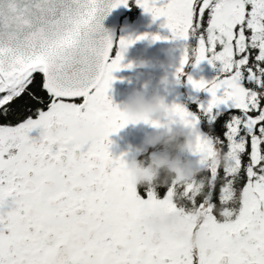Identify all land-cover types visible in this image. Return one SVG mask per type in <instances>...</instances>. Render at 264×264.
Instances as JSON below:
<instances>
[{"label": "snow or ice", "instance_id": "6c2138e0", "mask_svg": "<svg viewBox=\"0 0 264 264\" xmlns=\"http://www.w3.org/2000/svg\"><path fill=\"white\" fill-rule=\"evenodd\" d=\"M130 4L0 0V264H264V0H135L183 43L177 82L193 57L217 70L187 77L207 102L173 103V123L197 133L202 194L137 187L110 151L129 123L109 95L114 73L149 34L116 38L103 22ZM221 151L229 167L206 163ZM155 205L199 209L193 232L216 251L133 233Z\"/></svg>", "mask_w": 264, "mask_h": 264}, {"label": "clouds", "instance_id": "9594fccd", "mask_svg": "<svg viewBox=\"0 0 264 264\" xmlns=\"http://www.w3.org/2000/svg\"><path fill=\"white\" fill-rule=\"evenodd\" d=\"M179 63L174 54L166 57V62H162L164 80L175 76ZM119 109L129 120L128 125L152 126L145 132L140 148L142 152L153 151L143 159L133 156L125 160L130 181L137 187L149 189L169 187L173 183L192 184L193 190L202 194L203 169L193 155L197 151V133L183 123H173L177 119L173 104L158 91L150 96L135 91L121 102ZM206 163L227 168L232 160L228 153L221 151L207 157ZM204 219V213L194 207L173 211L167 206L155 205L143 209L131 220V231L143 235L150 243L168 242L181 249L212 253L216 251L215 238L204 232L194 233L192 229L193 224Z\"/></svg>", "mask_w": 264, "mask_h": 264}, {"label": "flooded vegetation", "instance_id": "af4514ba", "mask_svg": "<svg viewBox=\"0 0 264 264\" xmlns=\"http://www.w3.org/2000/svg\"><path fill=\"white\" fill-rule=\"evenodd\" d=\"M123 9L124 12L119 16L116 38L127 36L135 38L146 33L149 34V38L137 40L127 49L123 64H131L132 67H124L114 73L116 80L109 93L113 103L120 105L135 91H143L149 96L158 91L167 98L170 104L180 103L189 109L194 107L196 101L207 102L210 99L209 94L203 91L196 92L188 83L187 77L191 75L194 79L203 77L211 80L217 75V70L207 61L196 66L193 57L185 66V75L179 82L175 76H169L167 80H164L165 69L162 67V62H166V57L173 54L180 61L183 54V43L173 40L170 30L162 27L165 18L154 20L150 13H146L143 8L135 4V0H131L130 6L125 8L121 6L116 10ZM155 34L167 37V39L154 41L151 36ZM151 127L144 123L129 124L113 134L110 137L112 155L120 157L123 154L125 160H130L133 156L143 159L153 151L148 149L147 152H142L140 148L145 132L150 131ZM220 131L221 129L218 128L217 132Z\"/></svg>", "mask_w": 264, "mask_h": 264}, {"label": "water", "instance_id": "95a60500", "mask_svg": "<svg viewBox=\"0 0 264 264\" xmlns=\"http://www.w3.org/2000/svg\"><path fill=\"white\" fill-rule=\"evenodd\" d=\"M125 8V6H124ZM124 12V9L121 11H117L116 9L111 12L110 15L106 17L104 20V26L105 28L114 34L116 37L117 27L119 23V16Z\"/></svg>", "mask_w": 264, "mask_h": 264}]
</instances>
